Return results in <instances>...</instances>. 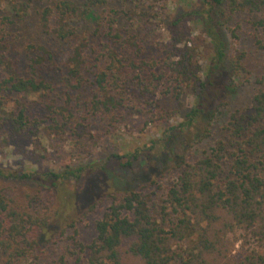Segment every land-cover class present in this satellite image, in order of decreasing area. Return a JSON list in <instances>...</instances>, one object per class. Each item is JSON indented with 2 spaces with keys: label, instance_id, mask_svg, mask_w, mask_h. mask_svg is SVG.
<instances>
[{
  "label": "rangeland",
  "instance_id": "374dc122",
  "mask_svg": "<svg viewBox=\"0 0 264 264\" xmlns=\"http://www.w3.org/2000/svg\"><path fill=\"white\" fill-rule=\"evenodd\" d=\"M201 1L109 0L95 9L96 17L101 20L114 18L125 39L131 34L137 36L136 55L125 45L114 46L98 35L91 36L94 33L91 24L79 25L77 37L71 41L59 42L46 35L40 25V13L45 7L53 6L54 0H0V43L5 46L17 76L30 77L31 65L36 68L37 77L49 85V91L29 97L4 98L8 110L26 106L31 122L20 135L14 136L5 125L0 126V168L34 175L25 180L0 179V191L20 211L48 219L50 229L57 226L65 230V235L44 244L41 260L52 251H56L55 256L63 254L73 236L84 246L91 244L96 236L94 222L106 211L110 194L136 190L143 181H155L145 191L153 210L160 212L165 206L166 190L182 171L177 167L182 159L192 164L209 155L219 142L225 144L227 153L235 152L240 141L229 136L230 116L249 114L253 97L261 90L257 79L264 75V32L255 23L264 19V9L233 17L224 31L226 76L211 87L207 108L205 105L206 117L178 133L169 152L158 153V146L164 143L172 127L184 121L194 104L195 94L188 81L178 99L166 94L165 80L152 81L154 92L143 99L145 111L151 110L147 118L119 108L110 122L93 108L92 81L95 73L105 66L101 55L107 46L140 67L139 71L131 70L125 76L127 79L139 76L150 81L152 75L169 73L165 66L178 59L177 55L171 56L174 54H170L171 45L182 40L177 47L183 48L187 42L192 55L187 62L189 70L197 71V76L204 80L213 53L203 23ZM86 37H89L88 51L84 52L87 66L79 80H69L67 63L72 48L82 45ZM38 47H44L53 59L47 61ZM167 57L171 61L164 63ZM236 61L240 64L239 71L232 67ZM229 85L231 92L224 90ZM133 92L137 89L128 82L123 96L132 98ZM136 152L143 155L133 170L118 168L115 156ZM67 166L84 167V174L78 180L60 181L57 188L45 182V174L62 172ZM228 166L226 160L225 171ZM89 207L94 208L90 211ZM225 222L231 220L222 214L213 226L217 246L206 255L208 261L233 264L251 253L264 254L261 228L252 233L237 227L231 233H224L221 227ZM72 223L74 227H70ZM129 245L130 240L118 247L121 263L144 264L142 258L128 252ZM76 256L68 258L67 264H75ZM29 262L19 260L16 264Z\"/></svg>",
  "mask_w": 264,
  "mask_h": 264
},
{
  "label": "trees",
  "instance_id": "16d2710c",
  "mask_svg": "<svg viewBox=\"0 0 264 264\" xmlns=\"http://www.w3.org/2000/svg\"><path fill=\"white\" fill-rule=\"evenodd\" d=\"M54 1L53 6L45 7L40 13V25L49 37L59 42L71 41L77 37L79 25L91 24L94 30L91 36L98 35L114 46L125 45L138 54L139 48L135 46L137 36L131 34L125 39L114 18L101 20L96 17L94 10L104 6L109 0ZM201 2L204 5L203 23L213 53L204 80L197 76V71L189 70L187 62L192 55L187 42H184L183 48L177 47L182 40L171 45L173 51L170 54L174 53L171 56L177 55L178 59L171 61L167 57L163 60L164 63L171 61L164 65L169 71L166 75H152L150 81L139 76L127 79L125 76L131 70L139 71L140 67L134 61L127 62L107 46L101 55L105 66L93 77V108L110 122L120 109L144 117L150 114L151 110L145 111L143 99L154 92L152 81L165 80L166 94H172L176 99L179 98L185 81L191 84L195 94L194 104L184 121L177 127H172L164 143L158 146L157 152L160 154L169 152L178 133L187 131L199 119L206 117L207 114H204L211 87L226 76L224 31L228 30L233 17L238 13L264 9V0ZM14 11L15 8L12 9ZM255 26L264 32V19L258 20ZM88 43L89 37H86L82 45L72 48L67 63L69 80L81 78L82 71L87 66L84 52L86 49L88 51ZM262 47L264 48L263 45ZM5 49L0 43V126L5 125L7 131L16 136L28 127L31 120L26 114V106L8 110L3 102L4 98L11 95L29 97L49 91V85L37 77L36 68L31 65L30 77H18ZM36 49L41 51L47 61L53 59L44 47ZM232 67L234 71H239L240 64L236 61ZM128 82L137 89L132 98L123 96ZM257 83L261 85V90L253 97L250 113L232 115L228 122L231 140L240 141L235 152L227 153L225 144L219 142L209 155L192 164L182 159L177 166L182 171L166 190L165 206H162L160 212L153 210L145 191L149 186L155 185V181H143L136 190L110 194L106 199L110 202L106 211L101 219L94 222L95 239L87 246L80 244L73 236L63 254L55 256L56 251H52L45 253L41 260V248L44 244L57 236L65 235V230L57 226H51L50 229L48 219H43L38 214H25L0 191L2 264H16L19 260H30V264H39L40 260L41 264H67V259L75 255V264H122L118 247L129 240L128 252L142 258L144 264H213L207 260L206 255L216 250L213 226L220 221L222 214L231 220L222 224L224 233H231L237 227L252 233L261 228L259 235L264 238V75L257 79ZM224 90L231 92L230 85L225 86ZM142 155L136 152L115 156L114 159L118 161V168L133 170L134 164L139 162ZM226 160L229 161L227 171L224 170ZM84 170V167L67 166L62 172L45 174V182L57 188L62 180L80 179ZM33 176L0 168V179L3 180H25ZM93 208L88 209L91 211ZM70 227H74V223ZM233 264H264V254L251 253Z\"/></svg>",
  "mask_w": 264,
  "mask_h": 264
}]
</instances>
